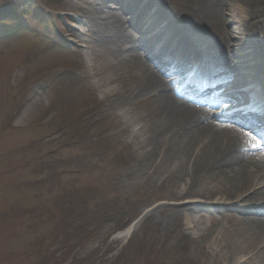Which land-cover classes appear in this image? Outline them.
I'll list each match as a JSON object with an SVG mask.
<instances>
[{
  "label": "bare ground",
  "instance_id": "6f19581e",
  "mask_svg": "<svg viewBox=\"0 0 264 264\" xmlns=\"http://www.w3.org/2000/svg\"><path fill=\"white\" fill-rule=\"evenodd\" d=\"M69 8L89 24L76 56L107 55L89 68L103 103L121 118L135 112L124 121L140 153L131 172L146 168L159 182L161 203L199 239L202 264H264V0H76Z\"/></svg>",
  "mask_w": 264,
  "mask_h": 264
},
{
  "label": "rangeland",
  "instance_id": "374dc122",
  "mask_svg": "<svg viewBox=\"0 0 264 264\" xmlns=\"http://www.w3.org/2000/svg\"><path fill=\"white\" fill-rule=\"evenodd\" d=\"M75 3L0 0V264H202L159 182L131 172L133 128L90 76L107 55L75 54Z\"/></svg>",
  "mask_w": 264,
  "mask_h": 264
},
{
  "label": "trees",
  "instance_id": "16d2710c",
  "mask_svg": "<svg viewBox=\"0 0 264 264\" xmlns=\"http://www.w3.org/2000/svg\"><path fill=\"white\" fill-rule=\"evenodd\" d=\"M76 229H77V230L73 231L74 236H76V239H75V241L73 242L72 246L77 245L78 243L83 242V239H84V236L79 235L78 232H77V231L79 230V228H76ZM66 236H67V235H66ZM54 264H58L57 259H56V261H55Z\"/></svg>",
  "mask_w": 264,
  "mask_h": 264
}]
</instances>
